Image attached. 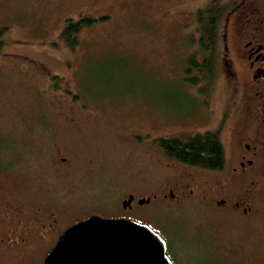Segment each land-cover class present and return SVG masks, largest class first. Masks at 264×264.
I'll return each instance as SVG.
<instances>
[{
    "label": "rangeland",
    "instance_id": "1",
    "mask_svg": "<svg viewBox=\"0 0 264 264\" xmlns=\"http://www.w3.org/2000/svg\"><path fill=\"white\" fill-rule=\"evenodd\" d=\"M211 1L0 0V26H8L0 48L1 199L33 205L47 196L69 219L128 214L130 192L147 198L176 178L185 167L156 138L205 128V106L216 126L233 98L219 53L212 76L186 78L189 54H205L196 11ZM82 16L96 20L72 47L62 31ZM135 215L168 241L174 264H264V250L232 216L158 197ZM213 231L225 242L219 261L203 254V243L213 245L203 233ZM44 252L0 247V264H33Z\"/></svg>",
    "mask_w": 264,
    "mask_h": 264
},
{
    "label": "flooded vegetation",
    "instance_id": "2",
    "mask_svg": "<svg viewBox=\"0 0 264 264\" xmlns=\"http://www.w3.org/2000/svg\"><path fill=\"white\" fill-rule=\"evenodd\" d=\"M222 4L225 9L218 38L221 66L233 98L216 120V126H209L213 109L205 106L207 118L201 125L205 128L184 133L212 132L219 136L224 146L222 165L203 167L169 157L185 169H180L176 178L148 196L149 202L140 203L145 196L130 192L124 199L131 196V200L126 207L122 205L128 214H96L143 222L135 212L156 197L179 204L190 201L207 213L215 212L221 218L232 216L233 222L247 227L246 232L264 250V0H223ZM50 200L47 196L37 198L33 205H28L0 196V247L45 250L42 258L33 262L44 264L47 252L55 247L67 228L95 214L69 219ZM210 224L201 225L208 229ZM203 234L208 239L205 242L213 244L207 248L203 243V254L209 259L222 260L223 239L217 241L215 231ZM2 236H8L9 240ZM177 253H181L180 248Z\"/></svg>",
    "mask_w": 264,
    "mask_h": 264
},
{
    "label": "water",
    "instance_id": "3",
    "mask_svg": "<svg viewBox=\"0 0 264 264\" xmlns=\"http://www.w3.org/2000/svg\"><path fill=\"white\" fill-rule=\"evenodd\" d=\"M131 196L123 201V206ZM143 198L140 203L149 202ZM44 264H174L167 241L149 224L93 214L65 230Z\"/></svg>",
    "mask_w": 264,
    "mask_h": 264
},
{
    "label": "trees",
    "instance_id": "4",
    "mask_svg": "<svg viewBox=\"0 0 264 264\" xmlns=\"http://www.w3.org/2000/svg\"><path fill=\"white\" fill-rule=\"evenodd\" d=\"M221 0H212L204 7H199L196 11L197 26L199 34V45L204 50V56L199 57V51L190 53L187 57L185 68L186 78L192 84L201 79L210 77L215 72L217 54L219 53L221 66V51L218 49L219 27L222 14L225 9ZM99 18H107L105 15ZM96 18L82 16L78 19L68 18L62 35L72 46L79 44V33L87 26L92 25ZM8 26H0V48L4 43V35ZM222 68V66H221ZM198 69L202 73V78L192 73ZM155 142L168 157L182 160L191 164L203 167H220L224 160V146L219 136L212 132L194 135H179L156 138ZM2 169V167L0 168Z\"/></svg>",
    "mask_w": 264,
    "mask_h": 264
}]
</instances>
